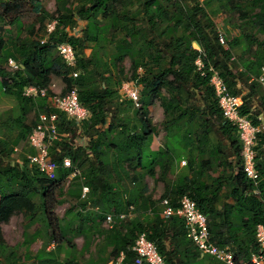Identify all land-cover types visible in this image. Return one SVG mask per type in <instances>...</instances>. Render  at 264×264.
<instances>
[{
  "label": "trees",
  "instance_id": "obj_1",
  "mask_svg": "<svg viewBox=\"0 0 264 264\" xmlns=\"http://www.w3.org/2000/svg\"><path fill=\"white\" fill-rule=\"evenodd\" d=\"M20 1L0 0V21H10L8 16L19 10ZM30 1L42 21H49L45 24L44 37L7 42L0 37V76L8 75L13 80L11 86L0 81V97L11 95L20 106V115L12 120L19 129L17 135L0 136V166L3 169L0 173V264L3 260L7 264H19L15 263L19 259L18 251L6 244L2 221L15 210L35 215L40 207L32 197L39 195L43 200L42 215L48 230H52L45 197L50 183L66 179L71 173V169L59 167L56 178L51 180L36 165L29 164L27 156L22 162L11 159L16 148L28 141L41 112L58 115L61 140L66 137L63 134L78 136L80 132L83 137H88L82 145L64 144L60 150L63 145L60 140L50 149L52 158L59 165L64 157H69L81 169L83 177L79 191L80 209L66 225L58 227L62 240L72 243L74 237L68 236L74 231L88 246L89 231L98 226L96 219L91 222L92 226L85 224L91 220L88 204L97 207L104 221L108 214H113L117 220V224L108 230L112 245L110 258H102L103 263L92 264H108L110 261L117 264L122 252L125 256L121 264H133L136 253L132 247L141 233L157 245L168 263L202 264L203 258L187 237L184 220L161 216L163 199H169L171 206L177 208L184 195L191 197L207 216L212 240L219 246H229L239 259L246 260L255 247L256 227L264 223V128L257 135L256 167L261 175L260 196H257L253 182L243 171L238 129L224 119L210 84L211 74L202 76L196 60L202 57L207 69L209 66L217 69L230 92L242 96L241 113L250 115L255 124L264 127V88L253 79L261 74L264 66V40L260 42L252 34L253 31L264 36V0H206L203 5L199 0H57V16L49 15L39 0ZM215 2L237 14V27L242 30L244 38L259 45L256 59L244 64L245 77L232 67L233 43L229 40V48L226 49L219 42L218 27L209 12V7ZM53 22L54 29L48 32V25ZM60 43H69L74 48L77 56L75 68H69L59 55L57 45ZM193 44H197L201 51ZM90 47L92 50L87 54ZM105 56L109 58L105 60ZM10 58L19 64V69L9 68L11 72H8L3 68L4 63L8 66ZM126 58L131 63L132 79L143 88L140 103L142 99L148 101L153 92L160 95L166 117L164 148H151L156 127L142 106L138 108L143 109L144 125L141 129L132 131L123 126L120 133L115 132L116 121L110 114L117 107V91L112 88L111 75L106 76L105 72L111 71L110 64L118 68ZM74 71L79 73L77 77L73 76ZM52 75L63 77L65 92L77 87L81 104L90 112L87 120L77 123L67 114L49 108L46 98L24 95L29 85L49 86ZM240 80L247 86L246 94L239 86ZM101 82L104 86L100 85ZM160 87H164L166 94L160 93ZM33 110H36L37 121L27 126L26 117ZM260 116L263 121L258 120ZM108 118L107 128L97 130L106 125ZM194 124L200 127V131L192 132ZM181 137L191 147L187 158L189 172L168 181L169 174L175 171L179 160L184 157L176 155ZM33 153L34 150L30 154ZM129 155H135L136 166L151 176L157 175L156 167L160 166L158 177L167 185L160 200H153L145 194L137 181L141 175L131 179L125 168ZM209 169L218 172L217 176H209ZM122 176L130 179L132 184L139 183L132 191L125 186L126 202L121 199ZM83 185L90 189L85 198L81 194ZM15 186L18 189H14ZM223 192L224 198L234 199L230 209L219 204V196ZM130 205L135 206V212L121 220L119 215L126 213ZM72 212L69 208L66 215ZM75 219H78L77 224H74ZM62 249V243H59L51 251L45 247L33 256L26 253L24 259L34 257L36 261L33 264H78L74 256L62 259Z\"/></svg>",
  "mask_w": 264,
  "mask_h": 264
},
{
  "label": "rangeland",
  "instance_id": "obj_2",
  "mask_svg": "<svg viewBox=\"0 0 264 264\" xmlns=\"http://www.w3.org/2000/svg\"><path fill=\"white\" fill-rule=\"evenodd\" d=\"M76 1V0H75ZM14 2V0H12ZM41 7L48 12L51 16H57L59 13V4L57 0H39ZM21 7L17 11H13L8 17L11 18V22L0 21V37H3L4 41L13 40H24V39H36L40 40L45 35V24L49 21H42L40 14L33 9V5L30 0H21ZM2 9L0 8V12ZM209 12L211 13L217 27L225 32L227 38L233 43V53L236 59L234 60L232 67L235 72H240V76L245 77L247 71L244 64L249 61H254L259 55L258 53V43L249 42L244 38L243 32L237 27L239 24L238 15L232 13V11L223 9L220 2H215L209 7ZM18 17V18H17ZM14 18V19H13ZM17 18V19H15ZM83 24L79 26V31ZM247 32H250L246 28ZM254 38L262 42L264 36L252 31ZM194 48H197V44H193ZM90 47L87 50V54L91 52ZM57 54L56 51H54ZM109 52H111L109 50ZM110 55V54H109ZM111 56V55H110ZM109 57L105 56V60ZM3 68L11 72L9 67L4 63ZM110 72H105V75H111L112 77V88L117 91L116 104L117 107L112 110L110 114L114 117L116 121V133H120L123 126H127L130 130H138L144 125L142 110L136 108L131 102L127 90L133 88H138L140 91L143 90L141 85L132 79V69L131 63L128 58L123 62L119 63L118 68L113 67L110 64ZM141 72V70H140ZM0 81L5 86L13 85V80L8 75H1ZM51 83L55 84L56 91L65 92L66 84L63 77L52 75ZM104 86V83H100ZM239 86L242 88L244 94L247 93L248 89L243 80H240ZM160 93L166 94L164 87H160ZM142 108H146L147 116L151 120V124L156 127V132L153 135V141L151 143V148L157 150L158 148H164L166 143V128L165 123V112L161 104L160 95L157 92H153L150 95L148 101L142 99L140 103ZM197 104H201L197 101ZM141 108V107H140ZM20 115V106L18 101L11 95H2L0 97V136L3 137H14L17 135L19 129L13 125L12 120ZM34 121H37L36 110L31 111L26 117V125H31ZM110 123V118L107 119L105 126L99 127L97 130H104ZM216 128L218 124L215 123ZM262 128H264L262 126ZM192 132L200 131V127L197 124L191 128ZM64 140H61L60 150L64 148V144L74 143L76 145L85 144L88 137H83L81 132L78 136H70L63 134ZM213 140H216L215 134H212ZM227 143V140H225ZM179 147L176 155L184 156L179 160V164L175 171L170 173L168 176V181H173L178 174L188 173L187 158L190 155L189 151L191 147L185 144V139L181 137L178 141ZM186 151V152H185ZM33 152V148H30L28 141L21 143L15 153H13V160L22 162L23 157L27 156ZM208 157V155H207ZM129 160L125 163V168L130 172L131 179L134 180L138 175L137 181L143 186L145 194L153 198V200H160L163 193L166 190V181L160 179L158 176L160 172V166L156 167V176H151L149 173L144 172L136 166L135 155H129ZM83 171V170H82ZM0 173H3V169L0 166ZM209 176H217L218 172L213 169L208 170ZM115 180V179H114ZM123 187L121 191V199L126 202L128 199L125 196V190L127 186L130 191L134 187L138 186L139 183L132 184L130 179L122 176ZM49 182V181H48ZM50 183V182H49ZM122 183V182H121ZM83 184V179L73 178L72 180L58 179L56 183H50V189L46 194V210L49 219L52 221L53 231L48 230L47 222L43 217L42 198L39 195L32 197V200L36 203L39 208L35 215L30 216L22 210H15L7 219H4L1 223L2 233L6 239V244L10 246L11 249L18 251L19 259L15 263L19 264H33L35 263L34 257L30 259H24L26 253H31L33 256L38 251L43 248L50 246L54 241L56 245L62 243L61 258L65 259L67 257H76V262L78 264H92L91 262L103 263L102 258H110V253L112 250V245L110 244V238L108 236L109 231L112 228H107L104 218L99 214L100 211L97 207L92 204H88L87 211L91 214V220L85 222L86 226H92L93 220H97V228L89 231L88 246L85 245V240L82 236L76 235L74 231L69 232L68 237H74L72 243L64 242L60 236L58 227L60 225H66L70 218L75 217L76 212L80 209L79 202V191L81 190V185ZM14 189H18L15 186ZM225 192L221 193L219 196V204L227 209H230L234 204V199L224 198ZM162 206V205H161ZM72 208L73 212L71 215H66V211ZM113 210V209H112ZM112 213V211H111ZM64 218V221H63ZM92 222V223H91ZM78 223V219L74 220V224ZM51 250H54L51 248ZM48 250L47 251H51ZM203 258L202 264H217L218 262L210 255H206ZM2 264H7L4 260ZM94 264V263H93ZM112 264V261L108 262Z\"/></svg>",
  "mask_w": 264,
  "mask_h": 264
},
{
  "label": "built area",
  "instance_id": "obj_3",
  "mask_svg": "<svg viewBox=\"0 0 264 264\" xmlns=\"http://www.w3.org/2000/svg\"><path fill=\"white\" fill-rule=\"evenodd\" d=\"M206 0H199L203 5ZM55 22L48 25V32L54 29ZM219 42L226 48H229V39L225 32L218 28ZM58 53L69 68H75L77 65V56L74 48L69 43H60L57 45ZM197 49L201 51L200 47ZM236 57L233 55L232 60ZM197 69L202 76L211 74L210 84L214 88L219 107L224 119L238 129L239 139L242 145L240 156L242 159L243 171L250 179L254 186V193L260 196L259 183L261 175L256 167L257 157V140L258 133L263 129L261 124H255L250 115L241 113L243 106L242 96L232 94L219 71L213 66L205 67L202 57L196 60ZM8 67L12 70L19 69V64L12 58L8 60ZM78 72L74 71L73 76L77 77ZM256 79L264 88V66L261 69V74L253 78ZM55 84H50L47 87H39L29 85L24 90V95L30 98H46L49 108H54L68 115L77 123H82L90 117L89 110L81 104L76 86L71 87L67 92L56 91ZM129 98L134 101L136 107L140 108V90L133 88L127 90ZM259 121H263V117H258ZM58 115L55 112H41L39 114L38 124L35 126L28 138V145L33 148L34 153L28 154L29 164L36 165L39 170L48 178L55 179L59 167L71 169L68 179L82 177L81 169L75 166L69 157H64L61 165H59L51 156V146L61 140V134L58 130ZM17 150V148H16ZM89 187L82 186V198H85L89 192ZM163 210L161 216L165 219L178 217L184 220L187 237L191 240L198 249L200 256H212L219 264H264V223L259 224L255 231V247L250 252L246 260L239 259L229 246H219L211 238L208 218L197 206L196 202L184 195L179 200V206L174 208L171 206L169 199L161 201ZM135 206L130 205L126 213L119 215L121 220L133 215ZM107 228H113L117 224V220L113 214H108L105 217ZM53 242L50 248H55ZM132 250L136 253V258L133 264H170L165 261L160 253L157 245L148 239L145 233L139 234ZM124 253L118 258L117 264H121L124 259Z\"/></svg>",
  "mask_w": 264,
  "mask_h": 264
},
{
  "label": "crops",
  "instance_id": "obj_4",
  "mask_svg": "<svg viewBox=\"0 0 264 264\" xmlns=\"http://www.w3.org/2000/svg\"><path fill=\"white\" fill-rule=\"evenodd\" d=\"M48 250H51L50 246L47 247ZM54 249V248H53ZM76 258V257H75Z\"/></svg>",
  "mask_w": 264,
  "mask_h": 264
},
{
  "label": "bare ground",
  "instance_id": "obj_5",
  "mask_svg": "<svg viewBox=\"0 0 264 264\" xmlns=\"http://www.w3.org/2000/svg\"><path fill=\"white\" fill-rule=\"evenodd\" d=\"M257 146V145H256Z\"/></svg>",
  "mask_w": 264,
  "mask_h": 264
}]
</instances>
